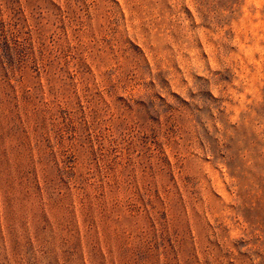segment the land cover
Wrapping results in <instances>:
<instances>
[{
	"label": "rangeland",
	"instance_id": "1",
	"mask_svg": "<svg viewBox=\"0 0 264 264\" xmlns=\"http://www.w3.org/2000/svg\"><path fill=\"white\" fill-rule=\"evenodd\" d=\"M0 264H264V0H0Z\"/></svg>",
	"mask_w": 264,
	"mask_h": 264
}]
</instances>
